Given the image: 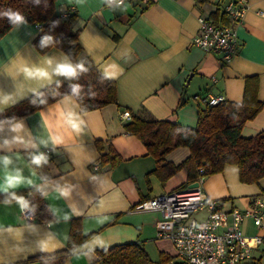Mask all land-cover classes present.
<instances>
[{
  "label": "crops",
  "instance_id": "crops-1",
  "mask_svg": "<svg viewBox=\"0 0 264 264\" xmlns=\"http://www.w3.org/2000/svg\"><path fill=\"white\" fill-rule=\"evenodd\" d=\"M227 1L132 0L125 9L124 5H109L106 0H56L59 15L73 8L72 28L78 31L80 46L76 60L91 59L98 72L113 81L116 102L83 111L76 98L65 99L69 95L65 94L18 118L24 120L34 138L48 134L63 137L55 151L51 144L39 145L38 139L33 140L38 148L15 144L10 146L11 151L0 148V155L13 157L10 168L24 167L23 174L29 177L32 169L25 166L27 153L49 151V162L35 169V179L42 184L39 177L48 178V198L40 194L52 215L57 214L50 222H37L35 215L26 222L15 202L8 206L0 203V264H10L17 245L24 247L26 253L20 254L14 264H52L50 255L55 258L65 250L69 254L59 264H100L94 252L79 259L71 254L76 244L71 240V229L90 234L81 245L95 239L103 241L94 250L138 242L152 261L175 256L172 242L157 238L156 224L161 213L145 206L157 195L183 187L188 179L187 169L181 167L162 181L155 170V159L143 141L127 131L128 121L120 118V112L126 109L143 118L194 128L198 110L205 106L203 99L208 95H223L227 102L235 104L264 102V0H248L242 21L236 26L235 53L228 63L223 65L218 54L192 45V38L199 32V17L216 25L229 24L222 17ZM38 34L39 29L27 22L19 29L11 27L0 38V91L11 93L15 87L43 91L57 85L56 80L63 84L71 79L57 77L40 88L41 82L24 80L18 74L17 69L25 62L42 65L45 56L61 60L67 54L75 63L58 47L39 50L33 43ZM106 71L115 72V76H106ZM31 96L28 93L18 103ZM67 108H73L84 121L78 133L63 125L60 112ZM244 128L249 136L264 129V106L245 122ZM13 135L4 125L0 144ZM14 153L20 158L18 161ZM111 155L119 161L112 164ZM188 155L189 149L179 146L165 159L179 165ZM56 185L71 187V197L57 198ZM28 187L31 186L10 191ZM203 189L207 197L220 201L222 209L244 210L255 197L264 200V177L244 182L238 167L226 164L218 172L206 175ZM3 194L6 195L0 192ZM71 212L74 214L70 219L64 220L63 214ZM205 216V210L196 213L198 221ZM241 229L247 235L258 232L250 219L243 220ZM49 238L54 247L42 249L40 242ZM257 261L264 264V254L255 251L246 264Z\"/></svg>",
  "mask_w": 264,
  "mask_h": 264
},
{
  "label": "trees",
  "instance_id": "trees-1",
  "mask_svg": "<svg viewBox=\"0 0 264 264\" xmlns=\"http://www.w3.org/2000/svg\"><path fill=\"white\" fill-rule=\"evenodd\" d=\"M6 9L18 10L25 15L28 23L40 25L39 34L33 41L39 50L44 51L52 46L58 47L68 53L75 63L83 62L89 69L86 73L71 78L66 83L53 85L43 90L48 102L65 94H71L70 85L73 84L82 86L81 94L76 99L83 111L116 102L113 81L105 79L95 68L91 59L86 58L80 62L76 60L80 46L77 41L78 31L72 28L73 11L67 17L57 14L56 0H40L39 4H33L30 0H0V11ZM222 17L229 23L223 10ZM11 27L7 18L0 19V38ZM46 34L52 35L55 41L52 46L40 49L39 42ZM93 76L105 84H97L98 80L96 81ZM32 98L33 95L1 113L0 120L13 117L18 119L43 106L31 105ZM263 106L264 102L235 104L226 100L214 106L205 104L198 110L194 128H182L170 121L153 120L131 114V119L126 123V129L143 141L149 154L155 159V170L162 181H165L181 167L187 169V182H189L199 174L198 168L201 166L205 168V174L208 175L218 172L226 164H235L239 169L241 180L255 182L264 177V129L248 137L241 135V129L245 122L253 119ZM179 146L189 149L188 157L179 165L166 161L165 156ZM103 158L107 159L106 156ZM110 160L112 164H115L119 158L116 155H111ZM15 192L17 195L29 199L35 206V213H33L35 221L44 223L53 220L50 209L35 186ZM6 196L7 194L0 195V199H4ZM89 236L90 234L83 235L80 231L71 229V240L75 241V246L81 245ZM68 254L69 251L65 250L59 252L55 258L50 255L52 256L50 261L53 259L52 264H59ZM94 254L96 261L100 264H186L176 256H163L157 262L152 261L138 242L98 248L94 250ZM250 264H261V262Z\"/></svg>",
  "mask_w": 264,
  "mask_h": 264
},
{
  "label": "built area",
  "instance_id": "built-area-1",
  "mask_svg": "<svg viewBox=\"0 0 264 264\" xmlns=\"http://www.w3.org/2000/svg\"><path fill=\"white\" fill-rule=\"evenodd\" d=\"M109 5H124L132 0H106ZM248 0H228L223 7L229 24L216 25L206 17H199V32L192 45L204 52L218 54L220 62L228 63L236 49V26L241 23ZM73 8L63 13L67 17ZM40 29V25H35ZM225 101L223 95H208L203 102L214 106ZM120 118L131 119L129 110H122ZM49 154L48 150H45ZM183 187L150 199L147 209L162 215L156 224L157 238L169 239L175 256L186 264H241L250 260L255 251L264 254V200L255 197L244 210L221 208L220 201L205 195L203 182L205 168ZM206 211L203 220L196 218L198 211ZM26 222L34 219L28 210L22 211ZM250 219L258 228L257 234L247 235L241 229L243 220Z\"/></svg>",
  "mask_w": 264,
  "mask_h": 264
},
{
  "label": "clouds",
  "instance_id": "clouds-1",
  "mask_svg": "<svg viewBox=\"0 0 264 264\" xmlns=\"http://www.w3.org/2000/svg\"><path fill=\"white\" fill-rule=\"evenodd\" d=\"M33 4H39L40 0H30ZM128 5L125 3L124 8L126 9ZM7 18L12 28L19 29L22 25L27 24L26 17L23 13L18 10L6 9L0 11V19ZM55 39L52 35H44L40 42L39 48H47L52 46ZM89 69L85 67L83 62L74 63L67 54L61 60H54L52 57L45 56L43 63L41 64H28L25 62L20 68L17 69L18 74L22 75L24 80L37 81L40 83V88H44L47 84H51L53 80L57 77L65 78H75L80 74L86 73ZM106 76H115V72H107ZM57 85L61 84L60 80H56ZM71 94L67 95L65 99L77 98L81 94L82 86L80 84L70 85ZM28 93H32L33 98L30 100V104L33 106L36 105H46L48 100L44 91H40L38 88H28L27 90H17L11 93H5L0 91V113L8 106L17 104L20 100L24 99ZM60 117L63 121V125L70 129L73 132H80L84 124L83 119L80 114L77 113L73 108H67L60 112ZM7 126V131L13 133L14 135L11 139H3V143L0 144V148L8 147L11 151V145H22L24 147L31 146L32 148H38V144L34 143V139H38L39 145H44L47 147L49 144L52 145L53 151L57 148L58 145L63 143V137L61 135L48 134L37 135V137L32 136V132L26 127L24 120L17 119L15 117L9 119H3L0 121V130L3 129V126ZM43 127L47 128V122H44ZM28 137L26 140L25 137ZM15 156V160L18 161L20 158ZM28 161L25 165L32 169L31 177L25 176L23 174L24 167H13L9 166L13 164V157L9 155H0V192L6 193L7 196L2 203L5 206L13 204L15 202L20 209L28 210L29 212L35 213V206L31 203L29 199H26L24 196L17 195L15 191H10L12 189H18L21 186H35L36 190L40 192L46 199L48 198V178L40 176L39 179L43 181L42 184L36 183L37 172L35 169H39L44 165H47L49 162V155L46 152L36 151L27 153ZM54 192L57 195V198L67 199L71 197L73 189L67 185H56ZM56 212H53V215H56ZM74 213H64L63 219L69 220L70 216ZM103 244V241L95 239L88 241L83 245L74 246L71 249V254L79 259L81 256H89L94 251L96 245ZM40 247L44 250H49L54 247L51 243V238L43 240L40 242ZM85 249L87 251H85ZM26 253L24 247L19 245L15 246V255L13 256L10 264H14L20 254Z\"/></svg>",
  "mask_w": 264,
  "mask_h": 264
},
{
  "label": "rangeland",
  "instance_id": "rangeland-1",
  "mask_svg": "<svg viewBox=\"0 0 264 264\" xmlns=\"http://www.w3.org/2000/svg\"><path fill=\"white\" fill-rule=\"evenodd\" d=\"M93 78L97 81L98 79L95 77V76H93ZM97 84H101V85H104L105 83L104 82H102L101 80H98L97 82H96ZM241 135L242 136H246V137H248L249 136V133H248V131L244 128V126H243V128L241 129Z\"/></svg>",
  "mask_w": 264,
  "mask_h": 264
}]
</instances>
